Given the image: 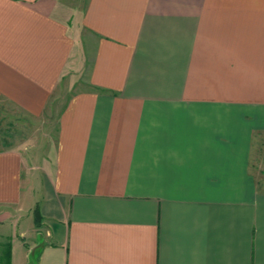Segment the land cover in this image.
<instances>
[{"label": "crops", "instance_id": "obj_1", "mask_svg": "<svg viewBox=\"0 0 264 264\" xmlns=\"http://www.w3.org/2000/svg\"><path fill=\"white\" fill-rule=\"evenodd\" d=\"M0 103V264H264V0H0Z\"/></svg>", "mask_w": 264, "mask_h": 264}, {"label": "rangeland", "instance_id": "obj_2", "mask_svg": "<svg viewBox=\"0 0 264 264\" xmlns=\"http://www.w3.org/2000/svg\"><path fill=\"white\" fill-rule=\"evenodd\" d=\"M57 107L56 110L58 112L59 107ZM55 119L56 115L52 114V116L44 117L42 120H34L24 117L18 111L7 108L0 103V149L1 146L7 145L17 147L24 142L26 146L30 147L34 137H38L39 133H41L43 143H46L47 141L44 140L43 134L52 132V128H55ZM38 126H42V131L37 130ZM45 128L47 129L46 131Z\"/></svg>", "mask_w": 264, "mask_h": 264}]
</instances>
